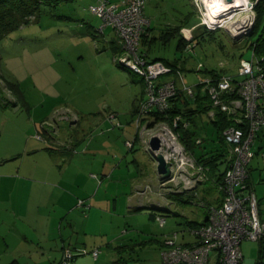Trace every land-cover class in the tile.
I'll use <instances>...</instances> for the list:
<instances>
[{
	"label": "rangeland",
	"instance_id": "374dc122",
	"mask_svg": "<svg viewBox=\"0 0 264 264\" xmlns=\"http://www.w3.org/2000/svg\"><path fill=\"white\" fill-rule=\"evenodd\" d=\"M109 1L120 3L127 0ZM212 1L214 0L145 2L144 14L150 20V31H146L149 34L151 32V40L147 44L142 42L140 49L146 51L150 59L159 58L169 63L176 61L181 63L183 59L182 67L187 85H195L201 77L208 75L212 68L235 74L239 56L244 59L251 58L249 43L258 36L254 34L248 37L249 40H245L246 34L242 32V27L249 25L247 15L251 10L248 9L250 8L248 3L253 0H246L247 5L245 4L244 8L234 5L221 9L220 15H213L214 13L207 11V3ZM221 1L227 6L234 4ZM92 3L94 0H68L54 7L43 6L40 13L32 17L28 23L2 32L0 79L4 80L3 82H17L25 103L30 108L31 117L45 119L54 127L57 126L56 140L63 142L64 139L68 141L66 143L73 144L72 150L75 151L71 153L83 152L82 158L74 161L72 165L84 167L83 177L75 185H79V190H82L90 187L92 180L95 181L90 198L99 188L95 199L102 202L94 203V206H98L99 212L104 215L103 218H96L94 222L88 224L87 240L94 245L81 253L82 256L90 257L87 264H159L164 247L163 239L166 236L177 232L179 242L193 240V236L187 231L188 224L185 220L192 218L194 211L199 207L193 202L182 201L185 196L181 199L178 196L183 195L176 194V191L192 183V176L184 172L194 167V163L192 164V157L176 144V139L167 127L161 122L149 127L144 120L138 125L141 135L146 139L151 135H158L161 139L160 151L169 157L167 159L172 165L170 178L164 180L159 178L160 184L157 186L153 183L145 185V182L141 186L134 185L133 179L136 177L140 182V177L146 175L147 171L146 167L142 165L137 167L134 164L136 150L125 153L121 146H117L112 150L102 149L94 155L90 149L85 153L91 138L105 134L108 141L114 140L115 136L120 134V128L115 122H120L121 127L129 123L134 106L138 107L142 100L141 97L135 99L140 92V82L143 86L142 95L144 94L142 76L125 66L127 57L123 56L122 63H118L125 50L117 42L116 34L110 28H106L104 34H101L100 18L88 9ZM254 13L256 14L255 8ZM184 16H189L191 23L201 22V25L206 27L205 38L199 37V42L192 41V37L187 39L191 49H179V36L176 34L165 42L163 38H159L161 31L169 25L178 24ZM204 26L202 30L205 29ZM208 30L212 31L215 40L209 39ZM257 31L258 33L264 31V16ZM232 32L237 33L236 35L241 33L242 36L233 37ZM220 41L222 48L219 46ZM243 41L245 43L241 46ZM112 43L116 44L120 51L113 52ZM199 63L202 65L201 70L197 68ZM196 90L203 91L200 88ZM0 100V103H4V98L0 97ZM27 109H24L26 114ZM2 112L0 110V120L8 118ZM111 113L115 116L108 117ZM104 117L108 120V127L115 128V132L111 134L106 132L105 124L95 125V122H100L99 119ZM201 118L207 136L212 137L215 133L216 137L215 127L208 116L203 113ZM44 127L47 128V125ZM262 137L264 135L261 136L259 130L254 146L257 154L251 161L253 169L250 184L264 212V157L257 151L259 145H264ZM144 145L143 148L141 143H136L138 147L136 155L143 154L144 162L147 157L154 160L148 141L145 140ZM115 155L118 156L117 159ZM113 156L115 161L112 160ZM102 158L114 163L104 172L100 171V164H97ZM157 175L155 169V183ZM170 179H174L177 186L169 188L166 184ZM178 186L181 187L177 189ZM151 193L155 199L149 203ZM81 194L84 192L78 193L74 189L76 199L84 200L87 206L88 203ZM167 194H173L177 199L171 200ZM153 214L165 217L163 226ZM94 215L93 210L91 217H95ZM95 249L96 257L92 254ZM241 250L245 260L264 264V242L244 240L241 243Z\"/></svg>",
	"mask_w": 264,
	"mask_h": 264
},
{
	"label": "crops",
	"instance_id": "0c3cea01",
	"mask_svg": "<svg viewBox=\"0 0 264 264\" xmlns=\"http://www.w3.org/2000/svg\"><path fill=\"white\" fill-rule=\"evenodd\" d=\"M247 17L250 21L252 13L250 12ZM147 18L149 19V17ZM190 21L187 16L180 22L182 26L179 32L186 41L192 37L193 29L199 24V22L191 23ZM201 28V25L196 27V34L201 33ZM236 34L232 32L233 37L242 36L241 33ZM149 37H151V32ZM149 40L150 38L147 41L142 38L140 45L142 42L147 44ZM117 42H120L118 38ZM142 87V82H140V92L135 99L142 98ZM0 93L4 98V105H0V110L3 111L4 116H8V118L0 120V264H59L66 248L73 253L72 264H87L90 257L82 256L81 253L87 250V247L94 245H91V242L88 243L87 240L88 224L91 221L94 222L96 218H103L104 215L99 212L98 206H94V203L102 202L100 199H95L99 188L90 198L95 181L92 180L90 187L82 190H79V185H75L83 177L84 167H72V165L74 161H79L82 158L83 152L71 153L75 151L72 150L73 144L66 143L68 141L64 139L63 142L56 140L57 126L54 127L45 119L32 118L28 104L17 102L15 96L8 90L3 89ZM203 96V91L198 90L196 100L189 99V102H186L183 100L184 97H180L179 100L171 102V109H175L183 119H190L191 122L187 128L174 129L171 126V118L167 116L166 119L157 120L151 127L157 122H161L167 127V130L174 134L176 144L182 147L184 153L192 157L194 167L188 168L189 171L186 170L184 174L191 175L193 181L190 185H185V188L183 186V189H178L181 186L177 187L176 194L183 195L178 197L182 199L185 196L186 199L191 195L196 198L200 197L207 203L218 204L221 201V193L216 182L205 177L203 172L196 167L195 162L201 165L205 164L206 168L213 167L217 163L216 167L212 168L217 174L227 168L232 157V150L229 144L219 140V132L212 122L214 116L211 112L213 110L209 109V101ZM205 107L207 110H203ZM24 109L28 110L27 114ZM203 113L214 125L216 137L215 133L212 137L207 136L201 118ZM133 114L134 112L129 123L120 129V134H117L118 136L116 135L114 140L108 141L105 134L103 136L96 135L91 138L85 153H88L86 150L90 149L94 155L101 152L102 149L112 150L117 146H121L127 153L124 141H134L133 149L130 151L136 150L135 157H133L134 164L137 167L142 165L147 168L146 175L140 177V182L136 177L133 179L135 180L134 185L141 186L145 182V185L153 183L157 186L160 184L158 175L156 183L154 182V170L157 163L147 156L144 162L143 154L136 155L138 151L136 143H141L144 148L145 140L148 141V138L141 135L140 126L136 127L133 122L131 123ZM99 121L95 122L96 126L99 123L105 124L106 132L109 134L115 132V128L108 127L106 117ZM145 121L147 124L149 123V119ZM46 125L47 128L44 127ZM260 131L261 136L264 135V128ZM37 134L40 135V138L36 137ZM255 143L256 140L252 146L253 150ZM257 151L261 157H264V145H259ZM255 154L257 153L254 150V156ZM115 157L118 158L116 155ZM112 158L113 161L116 160L114 156ZM251 161L248 165L250 168L249 183L253 169ZM97 164H100V171L104 172L114 163L107 162L105 158H102V161ZM173 180L167 181L166 185L169 188L177 186ZM74 189L78 193L84 192L81 196L88 203L87 206L84 204V200L79 203L80 199L77 200L74 196ZM167 197L171 200L175 198L173 194H167ZM154 199L151 193L149 203H152ZM83 204L87 209L82 208ZM200 208L202 207L194 211L195 214L192 218H186V220H194L197 224L202 223L206 219V210ZM93 210L95 217H91ZM259 213L261 219H264V212L260 206ZM246 261L256 264L254 260L247 259Z\"/></svg>",
	"mask_w": 264,
	"mask_h": 264
},
{
	"label": "built area",
	"instance_id": "2783aa9c",
	"mask_svg": "<svg viewBox=\"0 0 264 264\" xmlns=\"http://www.w3.org/2000/svg\"><path fill=\"white\" fill-rule=\"evenodd\" d=\"M262 2L264 0L249 2L252 19L248 26L242 27L244 34L248 33L254 21V7ZM144 4L145 0L120 3L99 0L97 4L90 5V11L101 17L100 30L110 25L120 40L125 50L120 62L126 56L128 61L125 66L142 76L145 98L140 101L133 116L136 126L153 109L159 114L165 113L170 100L178 92L193 97L197 86L208 95L214 108L227 115L240 113L233 118L234 125L222 130L224 141L231 146L232 157L222 178L220 203L206 205V219L189 230L192 241L179 242L177 232L166 236L159 264H254L244 259L241 243L244 240L264 242V219L259 215L253 188L247 183V167L254 156L252 146L257 132L264 128V65L261 63L264 57L257 58L252 51L250 59L240 58L236 74H223L215 79L205 75L195 85H187L184 71L176 69L172 76H168L172 71L170 66L162 60L147 58L140 50L142 33L149 23L143 14ZM144 33L147 34L146 31ZM186 48L191 49L188 44ZM200 67L199 63L197 68ZM233 93L239 96L236 98ZM182 120L181 115L174 116L171 126L177 127L181 122L182 127L187 126L188 122ZM238 123H242L241 126H237ZM115 125L121 126V123L117 121ZM36 137L40 138V135ZM131 145L130 141H125L126 148ZM82 202L79 200V203ZM155 218L160 225H164L165 217L157 214ZM92 254L96 257L97 250H93ZM72 258L73 253L66 248L59 264H72Z\"/></svg>",
	"mask_w": 264,
	"mask_h": 264
},
{
	"label": "trees",
	"instance_id": "16d2710c",
	"mask_svg": "<svg viewBox=\"0 0 264 264\" xmlns=\"http://www.w3.org/2000/svg\"><path fill=\"white\" fill-rule=\"evenodd\" d=\"M64 1H68V0H0V36H1V33L4 32V31H7L9 30L10 28L14 27V26H17V25H20V24H26L28 23L32 17H35L37 16L40 11H41V8L43 6H48V7H54V6H57L58 4H60L61 2H64ZM99 0H94V3L90 4V5H94V4H97ZM146 2V0H145ZM90 5L88 7L89 11H90ZM144 7H145V4H144ZM144 7H143V14H144ZM255 11H256V14H255V19H254V22H253V25L251 27V30L249 32V34L247 35L248 37L251 36V35H258L254 41L250 42L249 43V46H250V49L251 51H253V53L257 56V58H260L261 57H264V31H261L258 33L257 31V28L260 24V21L262 19V16H264V3H258L255 7ZM91 12V11H90ZM92 13V12H91ZM96 16H98L97 14L95 13H92ZM144 16L147 18V16L144 14ZM100 18V22L102 23V20H101V17L98 16ZM187 16H184V18L186 19ZM183 18V19H184ZM148 19V18H147ZM149 20V19H148ZM182 20H180L181 22ZM178 23V24H175V25H169V27H167L165 30L163 31H167L166 33L161 31L162 34H159V38H163L164 42L167 41L169 38H171V36H174L175 34L177 36H179V44H178V48L179 49H184L185 48V45H186V40L182 37V35L180 34V28L182 26L181 23ZM150 23V21H149ZM198 25H201V24H198ZM197 25V26H198ZM196 26V27H197ZM203 26L204 25H201V29H203ZM196 27L193 29V35H192V41L193 40H198L199 37L200 38H205V31H206V27L204 30H201V33L199 34H196ZM106 28H110L113 32V28L110 26V25H106L103 29H102V32L101 34L103 35L104 33V30ZM199 28V27H198ZM98 29V28H97ZM97 29H95V31H97ZM146 30H149L150 31V26L149 24L147 26H145V31ZM170 30V31H169ZM144 31V32H145ZM142 33V38L143 40L147 41V39H149V33L147 32L146 33ZM115 33V32H114ZM258 33V34H257ZM210 34V35H209ZM208 35H209V39L211 40H215L216 37L214 36V34L212 33V31H209L208 30ZM246 36L245 40H249L248 37ZM117 37V36H116ZM118 38V37H117ZM141 38V39H142ZM220 38V37H219ZM119 40V39H118ZM151 40V39H150ZM244 40V41H245ZM120 41V40H119ZM241 42V46H243L245 42ZM199 42V40L197 41ZM121 44V42H119ZM122 46V44H121ZM219 46L220 48H222V43L220 41L219 43ZM241 46L239 48H241ZM111 49L113 52L117 53L118 51H120L119 47L116 45V44H113L111 45ZM141 50V49H140ZM142 51V50H141ZM142 52H145V51H142ZM145 54L147 55V53L145 52ZM148 57V56H147ZM240 58H242V56H239V60ZM161 60L159 58H154V60ZM238 60V61H239ZM165 64H167L168 66L171 67L172 71L171 73L168 74V76H172L175 72L176 69H180L182 71L183 70V65H184V61L182 60L181 63H179L178 61H176L175 63H169V62H166L164 60H162ZM120 63V62H118ZM262 65H264V61L261 62ZM238 64V63H237ZM121 65V64H120ZM237 67V66H236ZM201 70V69H200ZM223 74H228L227 71H222V70H216V69H210L209 70V74L210 76H212L213 78L215 77H218L220 75H223ZM236 74V73H235ZM230 75H234V74H230ZM175 77V76H174ZM214 78V79H215ZM4 81V80H3ZM1 79H0V92L3 90V89H6L8 90L12 95L15 96L16 98V101L19 102V103H22V104H25V100H24V97H23V93H22V90L19 88L18 86V83L17 82H14V81H5L3 82ZM197 88H199L197 86ZM1 94V93H0ZM204 94V98L206 100L209 101V109L210 110H213V112H211L213 114V118H212V122L214 123V125L216 126L218 132H219V140L223 143H226L224 141V138L222 136V130L230 125H234L235 124V121H234V117H236L238 114L240 115V113H236V115H227L225 112L217 109V108H214L211 104V101L208 97V95L203 92ZM2 95V94H1ZM0 95V97H1ZM233 96L234 97H238L239 95L236 94V93H233ZM180 97H184V101L186 102H189V99H194L196 100L197 99V90L195 91V95L191 98V97H187V96H184L182 93L178 92L171 100H170V104L171 102L173 101H176V100H179ZM145 98V95L143 94L142 95V100H144ZM1 101V100H0ZM3 103V102H2ZM0 103V105L2 104ZM169 104V107L167 109V111L165 113H161L159 114L157 111H155V109L151 110L146 116H144V118L142 120H146V119H149V126H151L153 123H155L157 120H163V119H166L167 117L172 118L176 115H180L179 113H177V111L175 109H171V106ZM3 106V105H2ZM134 112L136 111V108H137V105L134 106ZM203 110H207L206 107L203 108ZM167 116V117H166ZM172 116V117H171ZM183 119V118H182ZM184 121H187L188 122V125L185 126V127H182V122L177 126V127H174V129H178V128H187L189 125H190V119H183ZM182 120V121H183ZM242 123H238L237 126H241ZM121 129V127H119ZM38 135V134H37ZM125 141H130L132 143L131 147L127 148L128 151H131L133 149V146H134V141H131V140H125ZM125 141H124V144H125ZM228 144V143H226ZM126 147V146H125ZM214 160V159H213ZM215 162V161H213ZM196 163V167H198V169H200V171L203 172V175L205 177H209L211 178L214 182H216V186L218 187V190L220 191V186H221V182H222V178H223V175L225 173V170L227 169H224V171L222 172H219V173H214L215 170H212V168H214V166L216 167L217 163H215V165L212 166H209L208 168L205 167V164H197ZM250 163V162H249ZM249 165V164H248ZM228 167V166H227ZM249 171H250V168L249 166L247 167V172H248V176H249ZM247 183H249V177L247 179ZM184 192V191H182ZM221 193V191H220ZM174 196V195H173ZM194 197L195 196H191L189 195L188 198L186 199H183L182 201L184 202H193L194 204H196L198 207H202L204 209H206V205L210 204V203H207L206 201H204L202 198L198 197L194 200ZM84 205V204H83ZM259 205V204H258ZM260 215V213H259ZM186 223L188 224V228H187V231L189 232V230H191L193 227H196L198 224L196 223V221L194 220H185ZM260 243V242H259ZM261 251V250H260Z\"/></svg>",
	"mask_w": 264,
	"mask_h": 264
},
{
	"label": "water",
	"instance_id": "95a60500",
	"mask_svg": "<svg viewBox=\"0 0 264 264\" xmlns=\"http://www.w3.org/2000/svg\"><path fill=\"white\" fill-rule=\"evenodd\" d=\"M232 2L234 0H225ZM161 139L158 135H153L149 140V147L152 151L153 158L157 163L156 169L160 179H168L171 176V162L160 151Z\"/></svg>",
	"mask_w": 264,
	"mask_h": 264
},
{
	"label": "bare ground",
	"instance_id": "6f19581e",
	"mask_svg": "<svg viewBox=\"0 0 264 264\" xmlns=\"http://www.w3.org/2000/svg\"><path fill=\"white\" fill-rule=\"evenodd\" d=\"M236 2V3H235ZM227 3H234L233 5L227 6L224 2H222L221 0H214L212 2H208L207 3V11H209L210 13H214L213 15H220V10L224 9L226 7H233L235 6H239V8H244L245 4L247 5L246 0H234L232 2H227ZM249 4V3H248Z\"/></svg>",
	"mask_w": 264,
	"mask_h": 264
},
{
	"label": "clouds",
	"instance_id": "9594fccd",
	"mask_svg": "<svg viewBox=\"0 0 264 264\" xmlns=\"http://www.w3.org/2000/svg\"><path fill=\"white\" fill-rule=\"evenodd\" d=\"M255 19V18H254ZM254 22V21H253ZM199 24H201V22H199ZM252 25H253V23H252ZM252 25H251V27H252ZM250 30H251V28H250ZM249 34V32L246 34V35H248ZM141 42V41H140ZM188 44V43H187ZM187 44L185 45V49H187L186 48V46H187ZM145 53V52H144ZM147 56V55H146ZM148 58V57H147ZM150 59V58H149ZM118 61H119V59H118ZM120 62V61H119ZM133 116H134V114H133ZM132 121H133V119H132ZM143 121V120H142ZM145 121V120H144ZM134 122V121H133ZM135 124V123H134ZM136 125V124H135ZM121 126H122V124H121ZM121 126H119V127H121ZM136 127H138V126H136ZM122 128V127H121ZM150 140V139H149ZM148 143H149V141H148ZM163 153V152H162ZM156 216V215H155Z\"/></svg>",
	"mask_w": 264,
	"mask_h": 264
}]
</instances>
